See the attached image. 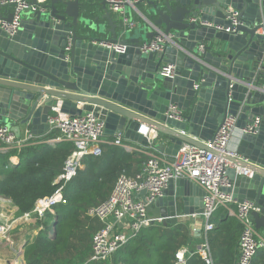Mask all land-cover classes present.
Returning a JSON list of instances; mask_svg holds the SVG:
<instances>
[{"label":"water","instance_id":"obj_1","mask_svg":"<svg viewBox=\"0 0 264 264\" xmlns=\"http://www.w3.org/2000/svg\"><path fill=\"white\" fill-rule=\"evenodd\" d=\"M2 1L0 10L11 8ZM46 1L42 10L23 16L15 34L0 28L1 125L16 138L22 126L37 137L49 130L54 105L72 117L81 114L78 105L97 106L104 113L105 135L121 134L147 146L139 132L145 125L161 135L153 148L173 156L184 143L203 148L228 115L237 117L238 130L259 119L255 134H242L237 145V156L249 166L233 160L253 175L238 177L228 170L236 186L227 192L236 203L253 202L258 211L251 212L252 222L256 230L264 229V0H140L134 7H146L140 13L147 23L132 33L105 0ZM229 9L238 15L233 33L190 21L230 27ZM0 20L11 22L12 13L0 14ZM154 28L172 36V43L161 53L142 54L139 48L153 38ZM165 65L173 66L171 77L161 75ZM172 105L184 112V122L166 117ZM166 186L150 203L146 190L139 194L151 222L160 218L163 225H175L180 216L203 212V192L193 182L173 179ZM54 225L55 220L46 227L50 234Z\"/></svg>","mask_w":264,"mask_h":264},{"label":"built area","instance_id":"obj_2","mask_svg":"<svg viewBox=\"0 0 264 264\" xmlns=\"http://www.w3.org/2000/svg\"><path fill=\"white\" fill-rule=\"evenodd\" d=\"M109 10L113 15L120 19L122 25L128 31L138 27L139 22L129 18L125 8L127 5L133 6L140 0H105ZM46 0H4L3 5L11 6L12 20L6 22L0 20V28L11 36L15 34L24 15L32 14L37 10H42L46 5ZM135 8V7H134ZM229 15L226 20L230 21V27L224 28L221 25L213 24L209 21H201L199 18L191 17V22H197L204 28H212L218 32L233 33L237 25V12L229 9ZM140 21L147 23L144 17L138 13ZM154 30H156L154 28ZM264 34L263 32H261ZM172 36L164 35L156 30V34L150 41L143 42L139 48L142 54L161 53L166 45H170ZM69 41L65 48L69 50ZM108 49H115L116 52H122L124 47L100 43ZM200 50L202 47L200 46ZM163 77L173 75V66L165 65L161 69ZM196 88V86H194ZM81 114L70 116L60 112V106L51 107L50 115L47 119L49 127L48 132L56 131L58 133L54 138L43 140L41 142L48 145L67 142L72 145V153L64 161L62 172L54 180L56 190L49 196L42 197L35 201L31 211L22 216L14 217L13 220H6L0 224V244L10 241V232L14 229L15 223L40 222L42 223L47 215H55V207L64 205L63 187L71 181L82 167V161L87 156H100L103 152L102 145L108 144L117 146L123 150H128L124 144V137L121 134L116 135L112 140L105 139L104 119L93 109L86 105H78ZM168 119L184 122V112L176 106H171L165 113ZM237 117L228 115L218 126L215 135L210 141L203 143V148L194 145L182 144L179 151L173 156H166L153 148V138L156 131L144 125L140 126L139 132L144 135L147 146H141L143 152H146L147 160L142 163L141 170L135 177H129L120 174L113 186V190L108 199L99 206L91 208L88 217L97 220L100 223L99 230L93 235L91 240V255L89 259L82 263L100 264V262H109L112 256L119 248L127 243L131 238L152 225L161 224V219L151 222L146 210L145 204L139 199L142 190H146L145 202H153L156 198L163 195L167 188L169 180L183 179L193 182L202 192L203 212L199 214L204 229L200 232L197 228L192 230V239L199 238L200 246L192 250L190 244L178 249L174 255V264H186L187 256L198 254L206 264H212L208 243L205 234L212 231L214 224L210 222L212 216L223 209L229 216H234L241 225V235L239 237V249L235 264H252L253 257L257 251L264 250V239L260 238L254 223L251 219V212L258 211V208L251 201H245L241 204L236 203L232 198V193L227 190L233 189L235 181L229 179L227 171L234 169L236 176L251 177L253 172L245 168L236 166L233 160L241 158L237 156L236 150L232 149V138L236 133L240 136L244 133L255 134L259 119H255L248 124L245 129L235 128ZM153 134L152 139L147 137L148 133ZM185 135L184 132H182ZM36 138L26 129L19 138H16L6 125L0 124V151L15 150L19 152L30 143H35ZM12 164H16L11 159ZM1 200V199H0ZM196 214L191 215L193 219ZM178 218H184L180 216Z\"/></svg>","mask_w":264,"mask_h":264},{"label":"trees","instance_id":"obj_3","mask_svg":"<svg viewBox=\"0 0 264 264\" xmlns=\"http://www.w3.org/2000/svg\"><path fill=\"white\" fill-rule=\"evenodd\" d=\"M57 134L50 131L39 141ZM72 150L67 142L53 146L41 142L27 144L19 152H0V198L10 200L18 216L31 211L36 200L56 190L54 180ZM102 150L97 158L85 157L77 175L64 185L66 203L55 207L54 216L47 215L55 220L54 234L41 231L26 240L24 264H82L89 259L92 237L101 226L88 217V211L108 199L120 174L131 176L129 169L133 162L140 164L147 160L144 155L137 159L117 146L102 145ZM12 156L18 157V163L12 164ZM47 217L42 225L47 224ZM210 222L214 227L205 234V239L212 264H235L240 223L233 216L228 217L223 209ZM189 230L188 224L181 222L152 225L121 246L109 262L100 264H174L176 251L194 242ZM186 261V264H206L195 253L187 256ZM252 264H264V250L257 251Z\"/></svg>","mask_w":264,"mask_h":264},{"label":"crops","instance_id":"obj_4","mask_svg":"<svg viewBox=\"0 0 264 264\" xmlns=\"http://www.w3.org/2000/svg\"><path fill=\"white\" fill-rule=\"evenodd\" d=\"M90 3H95V4H98L97 3V1H93V2H90ZM146 7L144 6V5H141V6H138L137 7V9L136 8H134L132 5L131 6H129V5H127V7L125 8V11H126V14H127V16L129 17V18H132V19H135V20H137L138 22H139V24H138V27L137 28H135L136 30L138 29V31H139V28H142L143 27V25H145V23H143L142 21H140L139 20V18H138V16H137V13L141 16V17H144V16H142V14L140 13V12H142L144 9H145ZM11 12V8H9L8 6H3L2 8H1V10H0V14L1 15H3V16H7L9 13ZM91 18V17H90ZM135 29H132V31H130V33H132ZM139 36H140V39L141 40H143V41H145V36H144V32L143 31H141L140 32V34H139ZM200 47V46H199ZM86 107L87 108H90V109H93L94 110V113H97L99 116H101L103 119H104V113H103V110L101 109V108H99V107H94V106H89V105H86ZM50 114V113H49ZM1 124V123H0ZM160 124V123H159ZM163 127H165V128H167L165 125H163V124H161ZM145 126V125H144ZM27 128L26 127H24V126H22L21 127V129H20V134H21V137H22V135H23V133H24V131L26 130ZM29 130V129H28ZM150 130V129H149ZM48 133V131L45 133V134H43V135H40V136H37V137H35L36 138V141H35V143L34 144H38V143H41V141H43V140H41V141H39L40 139H42L46 134ZM153 134H155V136L153 137ZM153 134H151L150 132L147 134V137L149 138V139H152V137L153 138H160L161 137V135L158 133V132H155V133H153ZM144 136V135H143ZM187 136V135H186ZM115 136H107V135H105V139L106 140H112L113 138H114ZM195 140H197V142H199L200 143V141L198 140V139H195ZM239 140H240V134L239 133H236L234 136H233V138H232V142H231V147H232V149H235V150H237V145H238V143H239ZM163 142H164V144H165V146H168V141H167V138H163ZM124 144L128 147V150H125L126 152H128L129 154H134V155H136L135 156V158H137L138 159V157H140V156H142V155H144V156H146L147 157V155L145 154L146 152H148V151H146V152H143L142 150L143 149H141L140 147H141V145H139L138 143H133V142H131V141H129V140H127V139H125L124 138ZM104 145H108V144H104ZM122 149V148H121ZM4 151V150H3ZM3 151H0V152H3ZM167 156V155H166ZM241 158V157H240ZM11 159H13V160H15V162L16 163H18V157H16V156H12L11 157ZM244 160V159H243ZM240 160V164H242V165H244L245 167H248L249 166V162L247 163L246 162V160ZM141 165H142V163H140V164H137L136 163V161L135 162H133L132 163V165H131V167H130V169H129V174L131 175L130 177H135V175L136 174H138L139 173V171L141 170ZM1 199V198H0ZM139 199H141V197L139 196ZM2 200V202H4V204L5 203H8L9 205H12V202L10 201V200H8V199H1ZM13 206V205H12ZM13 211L11 212V214H13L14 216L15 215H18L17 214V209L13 206ZM193 214H196V213H193ZM228 217H231V216H229V215H227ZM234 217V216H233ZM235 218V217H234ZM46 220V219H45ZM44 220V221H45ZM43 221V222H44ZM52 221H53V218L51 219V218H49V217H47V224H45V225H42V223H39V222H28V224H33L36 228H37V230L39 229V232L37 233V234H39L41 231H44V232H47L49 235H50V233H49V231L46 229V227L47 226H49L51 223H52ZM177 222H181V223H186V224H188V226H189V231H190V235H191V237H192V230H193V228H197L200 232H202V230L204 229V223H203V221H202V219H201V217L199 216V214H196V216L192 219L190 216H184V218H178L177 219ZM27 225V224H26ZM257 233H258V235H259V237L260 238H262V239H264V229H261V230H257ZM197 240H200L199 238H197V239H194V242L192 243V244H190V247L192 248V250H194V249H196L197 247H199L200 246V243H201V241L200 242H197ZM91 255V254H90Z\"/></svg>","mask_w":264,"mask_h":264},{"label":"rangeland","instance_id":"obj_5","mask_svg":"<svg viewBox=\"0 0 264 264\" xmlns=\"http://www.w3.org/2000/svg\"><path fill=\"white\" fill-rule=\"evenodd\" d=\"M13 206L0 200V224H4L6 220H13ZM15 215L14 217H17ZM27 224V225H26ZM13 230L10 232V241L0 244V264H24L23 248L27 239L34 237L39 229L28 223H15ZM19 250V251H18ZM22 252V254L20 253ZM3 253V254H2Z\"/></svg>","mask_w":264,"mask_h":264},{"label":"bare ground","instance_id":"obj_6","mask_svg":"<svg viewBox=\"0 0 264 264\" xmlns=\"http://www.w3.org/2000/svg\"><path fill=\"white\" fill-rule=\"evenodd\" d=\"M19 251V250H18ZM3 254V253H2ZM16 264V263H15Z\"/></svg>","mask_w":264,"mask_h":264}]
</instances>
